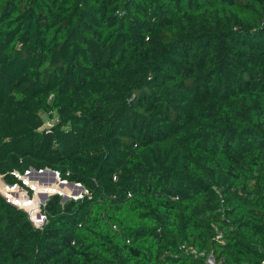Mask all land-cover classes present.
<instances>
[{
	"label": "trees",
	"instance_id": "16d2710c",
	"mask_svg": "<svg viewBox=\"0 0 264 264\" xmlns=\"http://www.w3.org/2000/svg\"><path fill=\"white\" fill-rule=\"evenodd\" d=\"M32 168L87 193L36 226L1 184L0 264H264V0H0V176Z\"/></svg>",
	"mask_w": 264,
	"mask_h": 264
},
{
	"label": "rangeland",
	"instance_id": "374dc122",
	"mask_svg": "<svg viewBox=\"0 0 264 264\" xmlns=\"http://www.w3.org/2000/svg\"><path fill=\"white\" fill-rule=\"evenodd\" d=\"M2 181H3V184H5V185H7V186H9L11 188L15 187V185H16V184L15 185H10V184L5 183L4 180H2ZM28 181L30 183H32L34 186H36L37 190L36 189H32V195H31L28 192L26 187H23V186L18 184L19 186L24 188L27 191V194L29 195V198L25 199L23 202H26V201H29V200H34L35 197L36 198L37 197H41V199L39 201H42L43 199H45V196L47 195V193H50V192H52L55 189L60 190L64 194H67V195H71V194H78V195L82 194V195H84L86 193V191L83 190L82 186H80L78 184H72L70 182L64 183V182L59 181L58 179H54L50 172H43V173H40V174H37V173L36 174H32L28 178ZM0 191H2L1 188H0ZM34 193H36L35 197H34ZM6 197H8V196L6 195ZM61 197H62V195H61ZM8 199H9V197H8ZM44 204H41V213L42 214H44L43 211H42V206ZM18 206H19V204H18ZM28 212L30 214V218L33 219V222L36 225H41L43 223L42 220L39 221V220H36L33 217L32 213H31V210L29 208H28Z\"/></svg>",
	"mask_w": 264,
	"mask_h": 264
},
{
	"label": "water",
	"instance_id": "95a60500",
	"mask_svg": "<svg viewBox=\"0 0 264 264\" xmlns=\"http://www.w3.org/2000/svg\"><path fill=\"white\" fill-rule=\"evenodd\" d=\"M43 172H51L52 174H54V175H58L57 174V172L55 171V170H52V169H50V168H45V169H42L41 171L40 170H36V169H34V168H32V169H30V171L29 172H26V173H24L23 175H20L19 177L22 179V181L25 183V185L28 187V188H31V189H36V186H34L32 183H30L29 181H28V178L32 175V174H40V173H43ZM59 179V178H58ZM59 181H60V179H59ZM70 183H72V184H76L75 182H73V181H70ZM1 184H3V181H2V179H1V177H0V186H1ZM59 185V184H58ZM14 189L16 188V189H21L22 191H23V193H24V197L21 199V200H19L17 203L19 204V207H22V208H24V209H26V210H28V206L25 204V203H22L25 199H28L29 198V195L27 194V191L24 189V188H22L21 186H19L18 184H16L15 185V187H13ZM82 188H84L83 187V185H82ZM10 190V189H9ZM37 190V189H36ZM2 192V191H1ZM5 196L7 195L8 197H9V201L10 202H12V203H14V204H16L15 203V201H14V197H12V196H9L8 194H6V193H4V192H2ZM47 193V192H46ZM55 194H57V195H62V198H61V200H62V202H65V201H67V200H69V199H71V198H73V199H76V198H78L80 195H78V194H71V195H67V194H64L62 191H60V190H57V189H55V190H53L52 192H50V193H47V195L45 196V199H43L42 201H41V204H44L45 202H46V200L49 198V196H52V195H55ZM36 196V193H34V197ZM7 197V198H8ZM18 204H16V205H18ZM31 220H33V219H31ZM36 225V224H35ZM36 226H39V225H36Z\"/></svg>",
	"mask_w": 264,
	"mask_h": 264
},
{
	"label": "built area",
	"instance_id": "2783aa9c",
	"mask_svg": "<svg viewBox=\"0 0 264 264\" xmlns=\"http://www.w3.org/2000/svg\"><path fill=\"white\" fill-rule=\"evenodd\" d=\"M42 169H40V171H41ZM30 170H27L26 172H29ZM25 172V173H26ZM60 179V181L61 182H64V183H68V182H70L68 179H61V178H59ZM76 184H78V185H80V186H82V184L80 183V182H75ZM83 190L84 191H86V193H87V190H85V188H83ZM81 196H83L82 194L79 196V197H81ZM15 203H17V198H15ZM29 201H32V200H29ZM18 204V203H17ZM44 219H45V214H42L41 213V220H42V222L44 221ZM194 253H196V250H192ZM201 255H203L204 253L203 252H201L200 253ZM207 260H208V262L210 263V264H222V262L221 261H218L217 259H215L213 256H208L207 257Z\"/></svg>",
	"mask_w": 264,
	"mask_h": 264
}]
</instances>
